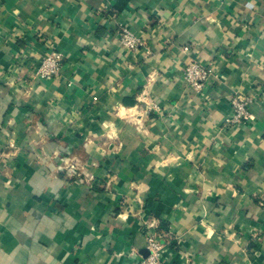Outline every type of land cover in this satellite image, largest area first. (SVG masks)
<instances>
[{
    "label": "crops",
    "instance_id": "0c3cea01",
    "mask_svg": "<svg viewBox=\"0 0 264 264\" xmlns=\"http://www.w3.org/2000/svg\"><path fill=\"white\" fill-rule=\"evenodd\" d=\"M158 222L166 264H264V0H0V264H139Z\"/></svg>",
    "mask_w": 264,
    "mask_h": 264
},
{
    "label": "built area",
    "instance_id": "2783aa9c",
    "mask_svg": "<svg viewBox=\"0 0 264 264\" xmlns=\"http://www.w3.org/2000/svg\"><path fill=\"white\" fill-rule=\"evenodd\" d=\"M120 41L130 51L136 52L144 45L140 36L135 34L128 27L121 28ZM63 55L58 52H52L43 59L38 67L36 76L50 80L60 74ZM212 71L210 68L193 62L189 64L183 73L184 80L195 92H200L204 89L205 84ZM252 98L240 99L234 97L231 101L232 116L225 120V126L232 128L233 126H241L250 117L249 106L252 103ZM59 171H67L71 176L76 175L78 167L69 158H62L58 164ZM91 177V175H88ZM92 178V177H91ZM149 234L147 235V251L148 255L143 258L139 264H166L164 261L167 247L173 242V237L170 234V228L165 223H153L149 225Z\"/></svg>",
    "mask_w": 264,
    "mask_h": 264
},
{
    "label": "water",
    "instance_id": "95a60500",
    "mask_svg": "<svg viewBox=\"0 0 264 264\" xmlns=\"http://www.w3.org/2000/svg\"><path fill=\"white\" fill-rule=\"evenodd\" d=\"M146 253H147V254H146V256H147V255H148V251H146Z\"/></svg>",
    "mask_w": 264,
    "mask_h": 264
}]
</instances>
